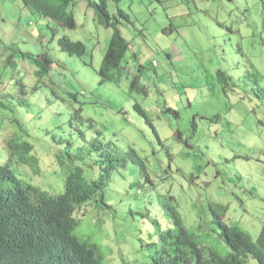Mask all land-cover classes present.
I'll use <instances>...</instances> for the list:
<instances>
[{
	"label": "rangeland",
	"instance_id": "374dc122",
	"mask_svg": "<svg viewBox=\"0 0 264 264\" xmlns=\"http://www.w3.org/2000/svg\"><path fill=\"white\" fill-rule=\"evenodd\" d=\"M106 1L130 50L120 80L100 85L98 71L112 29L94 20L88 3L98 0H72L67 13L76 28L57 26L58 38L86 46L90 66L58 49L51 40L54 23L47 25L20 0H0V166L8 163L23 187L61 193L66 168L53 137L88 126L70 121L81 109L106 142L123 151L133 146L152 178L139 187L135 166L124 181L115 171L103 197L76 211L73 236L96 247L100 264H148L140 239L146 241L154 230L145 213L158 193L174 198L201 249L226 254L211 209L226 208L225 223L256 241L264 228V128L252 124L258 113L250 112L251 86L236 81L233 91L223 92L216 72L236 78L250 63L264 72V0ZM44 55L50 70L37 78L41 67L35 61L43 62ZM8 57L13 66L6 70ZM136 103L155 133L133 109ZM11 142L31 149L9 157ZM246 264L257 262L249 258Z\"/></svg>",
	"mask_w": 264,
	"mask_h": 264
},
{
	"label": "trees",
	"instance_id": "16d2710c",
	"mask_svg": "<svg viewBox=\"0 0 264 264\" xmlns=\"http://www.w3.org/2000/svg\"><path fill=\"white\" fill-rule=\"evenodd\" d=\"M24 8L42 18L47 25L54 23L51 40L58 49L71 57L82 59L90 66L91 55L86 46L67 37L58 38L57 26L74 30L76 22L72 14L67 13L72 0H20ZM119 5L121 0H112ZM95 22L105 29H112V36L107 51L102 59L98 76L100 85L112 84L120 80L125 73L129 43L121 36L120 21L109 11L106 0L91 2ZM120 18L129 22V17L119 8ZM135 57V53L130 56ZM89 61V62H88ZM40 70L37 78L49 73L51 60L44 55V61H35ZM13 66L8 57L3 67ZM244 73L238 77L219 69L216 76L219 83L233 91L232 84L239 81L245 87L251 86L250 96L254 106L251 113L256 116L252 124L264 128V72L250 63ZM3 84L0 78V86ZM19 84V82H17ZM136 81L132 82L135 85ZM254 86V87H252ZM232 88V89H231ZM76 100L75 94H69ZM4 103L0 101V109ZM135 112L144 117L153 130L151 121L139 104H134ZM217 119L218 116H215ZM70 121L81 125L88 121V126L77 130L75 134L54 136L53 142L62 149L57 156L66 168L63 191L58 194L40 190L31 184L22 186L13 175L7 163L0 166V264H100L95 246L81 243L73 236L77 226L74 215L88 201L102 196L114 182V172L123 176V181L131 179L132 166H135L136 184L151 183L144 160L137 150L129 145L126 150L117 148L114 142H106L103 131L96 123L81 115V109L75 110ZM83 125V124H82ZM155 133V132H154ZM28 144L8 143L9 157L18 151L30 150ZM55 156V157H56ZM125 170H127L125 172ZM123 171L124 173H121ZM155 205L148 201L149 207L145 219L154 223L152 233L147 232L146 241L140 239L146 249L148 264H246L249 258L257 264H264V228L256 241L243 231L229 226L223 220L226 208L211 209V223L218 229V238L224 243L226 254L221 255L214 248H199L195 237L184 227L180 215L174 206V198L169 194L158 193ZM150 212V213H149Z\"/></svg>",
	"mask_w": 264,
	"mask_h": 264
}]
</instances>
